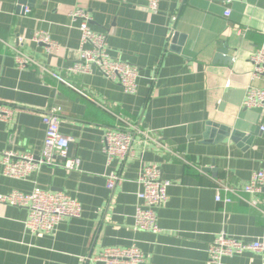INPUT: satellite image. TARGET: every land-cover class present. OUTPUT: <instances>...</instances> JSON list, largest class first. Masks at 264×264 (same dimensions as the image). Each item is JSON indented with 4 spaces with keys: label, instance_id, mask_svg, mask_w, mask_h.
Instances as JSON below:
<instances>
[{
    "label": "crops",
    "instance_id": "crops-1",
    "mask_svg": "<svg viewBox=\"0 0 264 264\" xmlns=\"http://www.w3.org/2000/svg\"><path fill=\"white\" fill-rule=\"evenodd\" d=\"M145 5L0 0V103L14 109L11 121H0V195L40 188L82 206L81 218L36 235L26 229L27 209L0 204V264H100L94 257L105 248L133 245L143 264H215L208 248L217 236L246 242L264 237V192L243 191L252 174L264 170V112L244 107L249 88L264 89V77L254 78L250 61L264 42V0L235 1L230 17L222 0H160L156 14ZM76 8L87 10L92 29L107 36L113 58L140 69L134 95L98 71H68L79 59V22L70 16ZM37 32L49 34L60 50L48 54L30 42ZM14 49L34 63L20 69ZM220 50L228 52L222 60ZM53 108L61 109L60 131L72 139L69 157L79 160L78 168L42 165L28 179L5 176L4 153L42 154V116ZM209 122L229 129L230 137L218 141L219 128L205 136ZM120 127L138 131L134 156L108 164L103 136ZM235 131L244 137L235 141ZM149 164L172 182L158 211L157 234L135 230L139 178ZM114 173L123 182L112 192L107 177ZM221 184L238 194L220 191L231 203L217 201ZM221 264H264V257L245 253Z\"/></svg>",
    "mask_w": 264,
    "mask_h": 264
},
{
    "label": "built area",
    "instance_id": "built-area-1",
    "mask_svg": "<svg viewBox=\"0 0 264 264\" xmlns=\"http://www.w3.org/2000/svg\"><path fill=\"white\" fill-rule=\"evenodd\" d=\"M146 12L156 14L159 11L160 0H144ZM235 1L246 2L247 0H222L226 7L225 16H231V7ZM30 10L25 9V14ZM74 21L79 22L81 43L78 50L79 59L71 64L68 71L74 75H92L94 71L101 73L109 81L118 84L128 95H134L139 86L141 71L138 67L113 58L110 54L108 38L105 34L95 32L92 27V18L89 12L83 8H76L70 14ZM172 23L176 17L171 18ZM264 37V29L262 30ZM30 42L43 45L48 54L60 50L49 34L37 32L29 40ZM15 50V60L20 69H25L34 61L20 50ZM254 78L264 77V42L263 46L251 56ZM230 87V83L226 84ZM244 107L247 109H261L264 112V89L249 88L247 90ZM60 108L47 110L42 116L46 127L44 149L36 158L32 155L16 156L12 152L3 154L2 166L5 176L24 180L37 172L42 165L63 167L66 170H75L79 166V160L68 157V150L72 139L63 135L60 131ZM14 115L13 107L0 103V121L9 122ZM264 131V127H261ZM134 131L127 128L108 129L103 136V153L107 157L108 164L119 160L122 164L134 156ZM147 139L153 140L149 133H144ZM60 160V161H59ZM123 179L119 173L110 174L107 177V188L114 191ZM142 190L138 193L139 205L135 214V230L153 234L161 230L158 225V211L168 202V188L170 181H164L161 168L156 164L146 165L139 178ZM218 202L231 203V198L222 199L220 191L238 195L235 190L225 185H218ZM243 191L247 194H261L264 192V170L256 171ZM0 204L10 205L28 210L26 229L32 234H53L66 219H79L82 217V206L74 198L65 193L49 192L36 188L29 194L11 192L0 195ZM253 253L264 257V237L246 242L238 238L221 234L217 236L208 248L211 262L221 264L225 257ZM144 255L135 245L120 248H105L95 255L94 262L100 264H143Z\"/></svg>",
    "mask_w": 264,
    "mask_h": 264
},
{
    "label": "water",
    "instance_id": "water-1",
    "mask_svg": "<svg viewBox=\"0 0 264 264\" xmlns=\"http://www.w3.org/2000/svg\"><path fill=\"white\" fill-rule=\"evenodd\" d=\"M177 36H179V35L176 34V38H177ZM227 53L228 52L226 50H220L219 51V55L217 56L218 57V60H222L224 57H226L227 56ZM230 59L231 58H229L228 61H231ZM216 128H219L220 129V134L218 136V141L221 140V139H226V138H229L230 137L231 132H230L229 129L223 128L221 126H218L217 124H214L213 122H209L207 124L205 136H208L210 133L215 132L216 131ZM232 137L236 141L237 139H241L244 136L240 132H236L235 131V132L232 133ZM70 153H71V145H70L69 150H68V157H69Z\"/></svg>",
    "mask_w": 264,
    "mask_h": 264
},
{
    "label": "rangeland",
    "instance_id": "rangeland-1",
    "mask_svg": "<svg viewBox=\"0 0 264 264\" xmlns=\"http://www.w3.org/2000/svg\"><path fill=\"white\" fill-rule=\"evenodd\" d=\"M164 181H168V180H164ZM144 261H145V258H144V260H143V263H144Z\"/></svg>",
    "mask_w": 264,
    "mask_h": 264
}]
</instances>
